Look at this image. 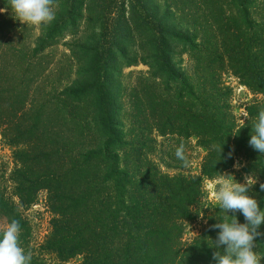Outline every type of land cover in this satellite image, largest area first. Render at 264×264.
<instances>
[{
	"label": "trees",
	"instance_id": "1",
	"mask_svg": "<svg viewBox=\"0 0 264 264\" xmlns=\"http://www.w3.org/2000/svg\"><path fill=\"white\" fill-rule=\"evenodd\" d=\"M67 2L99 33L77 44L81 81L66 94L70 104L53 110L66 117L52 118L34 97L51 62L44 52L55 45L52 35L28 52L19 47L0 69V137L19 148L7 188L0 186V235L17 220L30 264H216L213 253L223 246L210 248L208 239L215 242L212 226L225 214L209 202L205 182L240 158L242 173L264 183V155L248 145L250 125L264 110V0ZM24 63L28 69L17 71ZM138 64L148 70L135 79L127 133L119 78ZM226 73L253 97L243 123L232 112ZM158 137L194 139L205 152L199 174L168 165L163 171L152 149ZM259 183L249 194L264 209ZM40 193L53 218L49 233L33 241L25 211ZM188 229L196 234L185 240ZM255 243L264 264V235Z\"/></svg>",
	"mask_w": 264,
	"mask_h": 264
},
{
	"label": "rangeland",
	"instance_id": "2",
	"mask_svg": "<svg viewBox=\"0 0 264 264\" xmlns=\"http://www.w3.org/2000/svg\"><path fill=\"white\" fill-rule=\"evenodd\" d=\"M67 1L68 0H53L55 18L51 23L47 25H30L22 24L15 20L10 11L9 0H0V10H3L0 11V69L6 68L8 63H10L7 60L10 58L9 55H12L19 47L27 49L28 52L30 49H33V41L39 40L41 42V40L48 39L47 36H53L55 45L49 51L44 52V55L51 53L49 58H47L49 62H51L46 65L47 68L42 79L38 85L35 86L33 91L36 100L46 102L48 108L47 111L50 115H53L51 116L52 118H56L54 115H56L57 112L58 116L56 119L60 116L66 117V115L59 110L55 112H53V110L57 107L59 109L62 103L70 104V101H66V94H68L69 90L75 87L77 83H80L82 78V54L77 51V44H79V41L82 42V40H91L94 33H99L97 30L94 32V28L86 26L85 19L87 13L85 11L80 12V10H77V5H68ZM148 6H150L148 8L151 11L158 7V5ZM112 18L117 21L118 15L112 16ZM108 21L109 20H107V22ZM183 59L186 62V58ZM19 68L26 71V69H28V63L20 65L17 68V71ZM7 70L10 69L7 67ZM147 70L146 66L138 64L137 66L124 68L121 73L122 76L119 78V83L121 85L120 104H122L119 118L127 116V118L123 119L121 122L127 133L130 131L128 130V125L131 123V115L129 116L131 110H128L129 105L127 103L129 102L132 90H134L133 88L136 83L135 79L137 78L138 73H146ZM223 79L233 90V101L231 103L232 112L239 123H243L246 119L245 105L249 103L253 97L250 92L240 86L237 80L230 74L226 73ZM77 96H82V94ZM83 114L88 115L87 112H84ZM76 115L77 112H74L73 110L71 116H68L67 122L70 123V125H68L69 128H71V125L74 127V116ZM125 125L127 127H125ZM92 132L93 131H91V133ZM181 144L184 145V156L187 161V166L175 156V151ZM18 149L19 148L10 147L2 137H0V186L3 188H7V179L14 168L13 155ZM152 149L154 155H156V162L163 166V171L167 170L165 165H168L176 167V169L180 168L185 171L190 170L194 174H199V165L202 157L205 155L203 149L196 147V141L194 139L187 142L172 137H158L156 138V144L153 145ZM165 156H168L169 158L167 159ZM244 167V161L240 158H236L232 170L224 174L231 175L237 182L243 183L244 177L248 175L242 173ZM168 172L171 174L176 173L172 170ZM222 179L223 177L221 176L214 181L205 182V190L207 192L208 200L213 207L218 206V202L215 200V192ZM25 214L30 222V237L33 241H37L38 238L42 239L49 233L51 230L50 222L53 216L46 208L44 193H40L37 205L28 208L25 211ZM194 234H196V231H190V229H188L185 233L184 239L191 238ZM76 263L77 260H72L67 264Z\"/></svg>",
	"mask_w": 264,
	"mask_h": 264
},
{
	"label": "clouds",
	"instance_id": "3",
	"mask_svg": "<svg viewBox=\"0 0 264 264\" xmlns=\"http://www.w3.org/2000/svg\"><path fill=\"white\" fill-rule=\"evenodd\" d=\"M9 4L13 18L22 24L47 25L55 18L53 0H9ZM250 129L249 147L264 155V110L258 113ZM216 150L222 158L223 145ZM231 155L229 152L228 157ZM175 156L187 166L183 144L177 147ZM221 176L223 179L215 192V200L225 216L212 226L219 229L215 242L208 241L211 242L210 248L223 246V251L214 252L212 259L216 264H261L255 242L264 235L259 231L264 224V209L249 194L259 183L258 176L249 174L244 177L243 183L237 182L231 175ZM259 189L264 192V183H259ZM237 213L243 216L244 223L239 222ZM21 230L20 223L13 219L0 235V264H30L31 257L18 244Z\"/></svg>",
	"mask_w": 264,
	"mask_h": 264
}]
</instances>
